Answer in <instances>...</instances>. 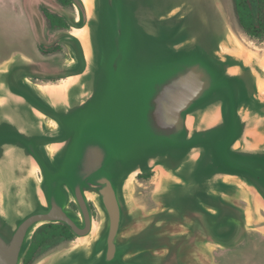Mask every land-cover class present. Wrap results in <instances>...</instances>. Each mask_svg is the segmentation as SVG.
<instances>
[{
	"label": "water",
	"instance_id": "water-1",
	"mask_svg": "<svg viewBox=\"0 0 264 264\" xmlns=\"http://www.w3.org/2000/svg\"><path fill=\"white\" fill-rule=\"evenodd\" d=\"M73 2L54 8L72 26L52 43L60 72L0 62V264H23L45 224L76 240L35 264H214L264 235V47L220 0ZM146 172L152 209L135 198Z\"/></svg>",
	"mask_w": 264,
	"mask_h": 264
},
{
	"label": "flooded vegetation",
	"instance_id": "flooded-vegetation-1",
	"mask_svg": "<svg viewBox=\"0 0 264 264\" xmlns=\"http://www.w3.org/2000/svg\"><path fill=\"white\" fill-rule=\"evenodd\" d=\"M220 2L231 19L230 8L234 7L233 0H220ZM56 7L67 12L75 11L73 0H0V38L4 35L6 36V21L8 20H10L8 22L12 25V30L10 31L14 32L17 38L13 48L2 44L0 40V62L7 58L11 51H22L38 62L45 71L50 73L60 72L68 56V48L63 42L52 43L57 34L71 30L72 26L62 15L54 10ZM22 10L25 12L24 14ZM34 11L38 22H41V36L45 44L38 38L36 20L32 14ZM244 31L246 32L245 29ZM249 36L256 39L261 46H264V35L259 37ZM30 78L39 83H52L62 77L32 75ZM154 176L153 172H146L139 175L137 179L141 197L146 200L150 207L153 203L151 190ZM73 207L76 208L74 203ZM90 208L95 214L96 209L92 205H90ZM213 263L264 264V235L257 231H251L237 245L215 250Z\"/></svg>",
	"mask_w": 264,
	"mask_h": 264
},
{
	"label": "trees",
	"instance_id": "trees-1",
	"mask_svg": "<svg viewBox=\"0 0 264 264\" xmlns=\"http://www.w3.org/2000/svg\"><path fill=\"white\" fill-rule=\"evenodd\" d=\"M233 3L238 21L246 32L252 36H263L264 0H233ZM74 236L71 228L64 223L41 226L35 232L23 264H32L40 255Z\"/></svg>",
	"mask_w": 264,
	"mask_h": 264
},
{
	"label": "rangeland",
	"instance_id": "rangeland-1",
	"mask_svg": "<svg viewBox=\"0 0 264 264\" xmlns=\"http://www.w3.org/2000/svg\"><path fill=\"white\" fill-rule=\"evenodd\" d=\"M232 5H233V4H232ZM221 6H222V4H221ZM222 8H223L224 12L226 13V16H227V18H228V20H229V22H230V24H231L233 30L236 32V34H237V35H238V36H239L244 42H247V43L251 44L252 46H256V47H260V48H261V47H264V46H261V45L259 44V42H258L256 39L252 38L251 36H249V35L244 31V29H243L242 26L240 25V22L238 21L237 14H236V11H235V9H234L233 6L230 8V10H231V19H232V21H231V19L229 18L228 13H227V11H225V9H224L223 6H222ZM22 13L24 14L25 12L22 10ZM8 21H10V20H8ZM8 21H6V26H7V33H6V36H5V35L2 36V37L0 38V40H1L2 44L6 45V46L9 47V48H13V47L15 46V44H16V40H17V38H16V34H15L14 32H11V31H10V30H12V29H11L12 25H11ZM232 22H233V23H232ZM10 51H11V50H10ZM14 51H15V52H14ZM18 52H20V53H24V52H22V51H16V50H13V52L11 51V52L8 54L7 58L10 57L11 55L15 54V53H18ZM24 54H25V53H24ZM26 55H27V54H26ZM68 58H69V51H68V56H67L66 60H67ZM66 60H65V61H66ZM65 61H64V63H65ZM56 82H57V81H56ZM52 83H53V82H52ZM153 173H154V175H155V172H153ZM140 175H141V174H140ZM138 176H139V175H138ZM138 176H137L136 180L134 181V184H135V198H136V200H137L138 202L144 204V205L146 206L147 209H152V208H154V207H157L158 204L153 200V191H154V187H155V185H154L155 176H154V179H153V182H152V184H153V188H152V190H151V193H152V197H151V198H152L153 203H152V206H151V207L148 206V203L146 202V200H145L144 198L141 197V193H140L139 190H138V186H137V185H138V184H137ZM90 205H92L93 208L96 209L95 214H94V212L91 210L94 219H95L97 222H100V221L102 220V215H101V213L98 211V209L94 206L93 203H90ZM252 231H253V230H252ZM248 232H251V231H248ZM248 232H247V233H248ZM247 233H246V234H247ZM246 234H245V236H246ZM245 236L242 238V240L245 238ZM75 240H76V237H74V238L71 239L70 241L62 242V243H61L60 245H58L57 247H54V248L50 249L49 251H47L46 253L40 255L35 261H38L39 259H41L42 257H44V256H46V255H49V254H52V253H54V252H56V251L62 250L63 248L69 247L72 243L75 242ZM242 240H241V241H242ZM241 241H240V242H241ZM240 242H239V243H240ZM236 245H237V244H236ZM234 246H235V245H234ZM35 261H34L32 264H35V263H36Z\"/></svg>",
	"mask_w": 264,
	"mask_h": 264
},
{
	"label": "bare ground",
	"instance_id": "bare-ground-1",
	"mask_svg": "<svg viewBox=\"0 0 264 264\" xmlns=\"http://www.w3.org/2000/svg\"><path fill=\"white\" fill-rule=\"evenodd\" d=\"M155 177H156V175H155ZM254 200H255V204L258 205V206H257V210H258L259 207H260V206H259V202H258L257 198H255ZM261 205H262V204H261ZM261 208H262V207H261ZM95 230H96V229H95Z\"/></svg>",
	"mask_w": 264,
	"mask_h": 264
},
{
	"label": "crops",
	"instance_id": "crops-1",
	"mask_svg": "<svg viewBox=\"0 0 264 264\" xmlns=\"http://www.w3.org/2000/svg\"><path fill=\"white\" fill-rule=\"evenodd\" d=\"M263 48V47H262Z\"/></svg>",
	"mask_w": 264,
	"mask_h": 264
}]
</instances>
